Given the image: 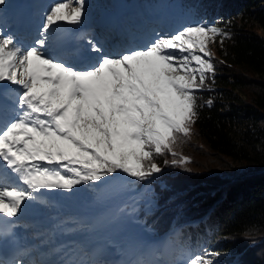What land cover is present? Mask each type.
Wrapping results in <instances>:
<instances>
[{
	"label": "snow or ice",
	"instance_id": "snow-or-ice-1",
	"mask_svg": "<svg viewBox=\"0 0 264 264\" xmlns=\"http://www.w3.org/2000/svg\"><path fill=\"white\" fill-rule=\"evenodd\" d=\"M72 3L50 9L30 48L0 33V82L20 88L17 118L0 130V160L27 186L0 184V214L7 217H16L41 189L70 192L118 171L138 180L160 172L154 156L179 155L173 146L190 136L199 107L196 93L215 71L208 43L223 32L204 25L116 57L101 55L83 70L54 60L44 51L50 30L61 21L82 22L85 0ZM190 162L183 156L172 160ZM188 264L214 262L196 254Z\"/></svg>",
	"mask_w": 264,
	"mask_h": 264
},
{
	"label": "trees",
	"instance_id": "trees-1",
	"mask_svg": "<svg viewBox=\"0 0 264 264\" xmlns=\"http://www.w3.org/2000/svg\"><path fill=\"white\" fill-rule=\"evenodd\" d=\"M139 1L149 15L174 8L173 19L162 16L169 30L226 27L219 53L224 63L216 87L196 93L194 126L211 154L240 163L244 171L225 177L217 174L220 166H206L197 174L176 169L174 178L136 179L125 207L129 223L150 239L167 237L163 254L176 253L185 264L196 254H207L214 264H264V37L255 30L264 29V0H164V7L159 0ZM164 180L169 183L161 187ZM77 221L73 226L88 227V219Z\"/></svg>",
	"mask_w": 264,
	"mask_h": 264
},
{
	"label": "rangeland",
	"instance_id": "rangeland-1",
	"mask_svg": "<svg viewBox=\"0 0 264 264\" xmlns=\"http://www.w3.org/2000/svg\"><path fill=\"white\" fill-rule=\"evenodd\" d=\"M62 2H65V0H24L25 5L23 6V8L18 9L16 7L15 0H6V3L4 5H0V7H2L4 10L3 13H0V33L5 35H12L15 38L17 44L24 49L30 48L34 45L35 40L39 37L40 30L45 23V18L47 14H49L50 9L54 5ZM159 2H161V5L163 7L165 6L164 0H159ZM135 5V13L134 15L130 16L132 17L131 19L135 20L138 16L136 12H140L144 15V19L148 21L146 25H149L151 27H145L144 25L137 22L134 29L130 30L125 35L123 34V41L126 50L121 51L120 53H115L119 47L117 45L115 46L113 41L108 42V44H103L104 38H106V36L108 35L107 30L105 29L104 25H101V23L110 22L111 25H113L115 24L116 20L120 21L123 19L125 21L128 18L126 17L127 7H124L122 0H85V10L81 18L82 22L77 25H69L72 27V29L79 30L80 42L85 50L90 52L93 46L99 47L101 49V52L99 53L93 51L97 55L98 60L101 55L116 57L121 54H126L130 51L140 49L134 42L129 41L130 43H128L127 37H129V35L135 34L136 37H140L143 43V48H146L151 42H153L160 36L170 37L185 29L179 26L176 27L177 29L175 30H169L166 25H162V22L164 20L161 18V15L164 16L166 20L170 21L175 17L174 8L167 10V12H162L163 14L160 13L158 15L154 14V16H148L144 13L141 5H138L137 2L135 3ZM72 6H77L76 0H73ZM31 8L35 9V14L30 18V25H28L27 27H23L22 25H20V30L23 28L25 29L23 35H16L15 33L11 34V28H9L10 23L4 22L5 18H16L18 20L21 18L28 19L29 11ZM112 10L113 12H111ZM111 15H114L115 17L113 21L109 18ZM63 23L67 22H58V24L54 25L53 29L50 30L49 46L44 50L46 51L48 56H50L54 52L53 50L55 49V47L59 49L57 51H61V48L64 46V44L66 45L68 43L70 37L73 35L72 31H66L62 28ZM32 26L36 28L35 31H32L31 35L26 36L25 33L29 31ZM101 27H104V29L102 30ZM208 27H217L221 29L223 35L214 37L215 42L208 43V50L212 54L211 58L215 71L214 74H206L208 76V80L203 89H213L216 87L218 81L217 75L219 74L218 66L220 65V62H222V64L224 63V60L219 53H221V51L224 49V44L228 36L227 32L225 31V26H216L215 24H211V26ZM124 28H126V24L124 25ZM255 28L256 32L260 36L264 37V29L259 28L258 25H255ZM122 33L123 32H121V34ZM129 46H131L132 48H129ZM112 48H115V50H111ZM197 54L202 55L199 52ZM205 59H207V57H205ZM69 63L74 64L73 61H70ZM69 63L65 64L70 65ZM70 66L74 67L73 65ZM18 88V85H13L8 81L0 82V94L2 95L0 106L8 110L7 113H4L3 115L0 113V127L2 129L11 121L16 119L14 113L18 111ZM243 97L245 98V96ZM173 147L174 150L179 154L175 158L170 153L154 156V160L160 167L161 171L158 173H153L148 177V180L158 179L162 177H164L162 179L174 178L179 175V172L195 174L202 173L204 172V170L202 169H205L206 166L212 168L220 166L222 168V171L217 172V174H221L225 177H232L233 175L244 171V167L240 163H236L232 160L228 161L222 158H217L213 154H211L209 149L199 138L194 124L191 127L190 136L181 137ZM180 156L188 157L191 162L187 165H184L183 163H181L180 165L173 164L172 160L179 159ZM176 169H178L179 172H176ZM209 175H211V173H208V176ZM134 180H136V178L120 171L118 173H115V175L113 176L104 177L99 182H90L88 184L77 185L70 192L65 190H57L59 192L60 198H57V196H53L54 192H57L56 190L41 189L39 192L33 193L35 199L24 201L28 208L32 209L28 211L34 212V215H38L41 213L45 219H49L45 223L53 222L52 225L54 227V232L50 234L45 232L44 227L40 225L44 224L42 222L43 220H40L39 223H37V220H35V218L33 217H28V219H26V234L29 236V242H36V239L38 238H41L40 240H47V243L42 245L38 252H35V254L37 255V259L49 254V252L44 251V249H49V245L53 242L64 244V247L57 251L61 252L60 256H63L64 260H68L69 258H73L75 256L73 246L70 244V239H67L62 235L63 232L65 233V226L68 227V229H73V236L68 235V237H75L80 234L91 232L96 228L102 231L105 225H108L109 222L111 223L114 220H119L120 223L123 222L125 216H123L121 212H118L116 210L108 211V213L105 215V211H103L102 213H100L99 211L111 207H120L125 201L130 198V195L132 199L134 194L129 189V185ZM166 183H169L168 180H164L162 183H159V185L161 187H166ZM0 184L3 183L0 182ZM45 199H48L49 201L53 200L56 203L52 205L49 202H46L41 206L40 201H44ZM88 201L94 203V208L87 215H85L84 218H89L92 217L93 214H96L94 216L95 220L97 221L95 223V227L90 229L86 227L82 228L81 226H73V223L78 221H76V219H73L72 217H69L67 214V210L84 205V202ZM64 202H67L68 204H66L68 206L61 208V203L64 204ZM32 205H35V207L32 208ZM22 206L23 205H21V209L16 216L19 219L23 217L22 214H28L27 212H25L28 208L26 207L25 209H23ZM34 209L41 211L43 210V212H35ZM102 217L105 218L100 221V218ZM123 223L118 226V230H116L110 237L111 239L115 238L113 242L118 246H122L124 248L128 247L132 251V254L137 257L138 262L148 264L151 261L156 264L157 261L161 260L162 264H179L175 260V257L165 260L161 258V255L159 254L152 256L151 251L153 248L157 247L158 240L150 239L147 235V232H145L144 229H140L136 224H128V226H125V224ZM33 235L35 236V240H33ZM57 237L58 240H56ZM70 249L72 250L70 253H68ZM79 257L80 255L78 256V258ZM75 262L77 261H73V263Z\"/></svg>",
	"mask_w": 264,
	"mask_h": 264
},
{
	"label": "bare ground",
	"instance_id": "bare-ground-1",
	"mask_svg": "<svg viewBox=\"0 0 264 264\" xmlns=\"http://www.w3.org/2000/svg\"><path fill=\"white\" fill-rule=\"evenodd\" d=\"M18 6H20L21 4H17ZM21 7H23L22 5H21Z\"/></svg>",
	"mask_w": 264,
	"mask_h": 264
}]
</instances>
